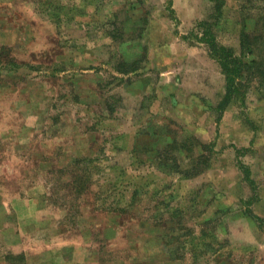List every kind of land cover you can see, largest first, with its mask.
I'll return each instance as SVG.
<instances>
[{
  "label": "rangeland",
  "instance_id": "374dc122",
  "mask_svg": "<svg viewBox=\"0 0 264 264\" xmlns=\"http://www.w3.org/2000/svg\"><path fill=\"white\" fill-rule=\"evenodd\" d=\"M191 3L0 0V264H264V0Z\"/></svg>",
  "mask_w": 264,
  "mask_h": 264
},
{
  "label": "trees",
  "instance_id": "16d2710c",
  "mask_svg": "<svg viewBox=\"0 0 264 264\" xmlns=\"http://www.w3.org/2000/svg\"><path fill=\"white\" fill-rule=\"evenodd\" d=\"M208 32L210 33V35H213L210 31H208ZM246 38H247V42H249V45H247L249 47H251L250 44L252 45V43H254L253 40L255 39V38H250V37H245L244 38L245 40L243 39V41H242L243 43L241 44V46L243 47V49H245V51H246V44L244 42H246ZM249 38H250V40L252 39V42L249 41ZM211 47H212L211 51L213 50L212 53L219 55L218 59L221 63L222 71H223L224 75H227L229 73V72L228 73L226 72L227 67L225 68V66H228V69L231 66V68L229 70H230V73L232 74V78H230V77L227 78V93L224 97L228 100V102H230L231 99L229 98V96L232 94V90L234 88L233 83H235L233 77H236V75H237V77H242L243 71L246 70L248 63H245L241 58L234 56L233 52H231L230 50H226V48L219 47L218 45H216L214 43V40L213 41L211 40ZM249 52H252V49H249ZM253 62L254 61H252V63Z\"/></svg>",
  "mask_w": 264,
  "mask_h": 264
},
{
  "label": "crops",
  "instance_id": "0c3cea01",
  "mask_svg": "<svg viewBox=\"0 0 264 264\" xmlns=\"http://www.w3.org/2000/svg\"><path fill=\"white\" fill-rule=\"evenodd\" d=\"M184 5L181 3L180 0H175V12L177 13L178 16H180V18H182L183 20H186V18L188 20H190L191 18H193L194 15H190L188 16V14L190 13L192 6H191V0H184ZM193 10V9H192ZM187 16V17H186ZM187 21V20H186Z\"/></svg>",
  "mask_w": 264,
  "mask_h": 264
}]
</instances>
